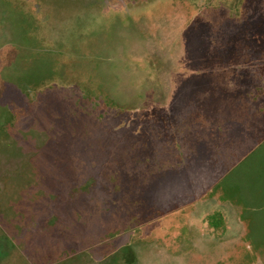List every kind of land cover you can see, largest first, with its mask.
Listing matches in <instances>:
<instances>
[{
    "label": "rangeland",
    "instance_id": "1",
    "mask_svg": "<svg viewBox=\"0 0 264 264\" xmlns=\"http://www.w3.org/2000/svg\"><path fill=\"white\" fill-rule=\"evenodd\" d=\"M0 264H264V0H0Z\"/></svg>",
    "mask_w": 264,
    "mask_h": 264
},
{
    "label": "trees",
    "instance_id": "2",
    "mask_svg": "<svg viewBox=\"0 0 264 264\" xmlns=\"http://www.w3.org/2000/svg\"><path fill=\"white\" fill-rule=\"evenodd\" d=\"M22 213V212H21ZM21 218H13V223H18ZM209 226L213 229L215 235L224 234L227 231L226 219L224 213L220 210L213 212L208 216Z\"/></svg>",
    "mask_w": 264,
    "mask_h": 264
}]
</instances>
